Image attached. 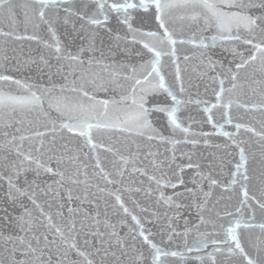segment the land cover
I'll return each instance as SVG.
<instances>
[{
	"label": "snow or ice",
	"instance_id": "6c2138e0",
	"mask_svg": "<svg viewBox=\"0 0 264 264\" xmlns=\"http://www.w3.org/2000/svg\"><path fill=\"white\" fill-rule=\"evenodd\" d=\"M0 264H264V0H0Z\"/></svg>",
	"mask_w": 264,
	"mask_h": 264
}]
</instances>
